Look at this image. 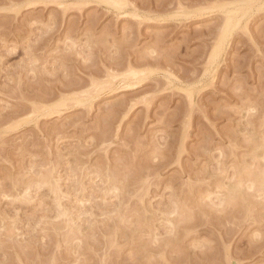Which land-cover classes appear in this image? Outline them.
<instances>
[{"label":"rangeland","instance_id":"374dc122","mask_svg":"<svg viewBox=\"0 0 264 264\" xmlns=\"http://www.w3.org/2000/svg\"><path fill=\"white\" fill-rule=\"evenodd\" d=\"M0 264H264V0H0Z\"/></svg>","mask_w":264,"mask_h":264}]
</instances>
